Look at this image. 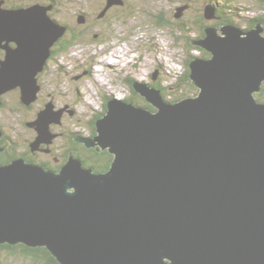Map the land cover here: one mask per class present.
<instances>
[{"label": "water", "instance_id": "water-1", "mask_svg": "<svg viewBox=\"0 0 264 264\" xmlns=\"http://www.w3.org/2000/svg\"><path fill=\"white\" fill-rule=\"evenodd\" d=\"M2 4L0 104L16 86L29 104L66 27L48 6ZM215 12L207 6L205 18ZM220 30L191 41L210 53L190 62L196 95L168 101L134 81L154 110L112 98L97 134L75 138L113 154L107 171L72 153L58 171L23 158L0 164V243L45 246L60 264H264V27ZM51 108L34 122L37 145L61 120Z\"/></svg>", "mask_w": 264, "mask_h": 264}, {"label": "rangeland", "instance_id": "rangeland-1", "mask_svg": "<svg viewBox=\"0 0 264 264\" xmlns=\"http://www.w3.org/2000/svg\"><path fill=\"white\" fill-rule=\"evenodd\" d=\"M59 1V9L53 16L76 24L77 35L74 46L66 52H60L58 63H50L48 72L42 76L44 92L40 101H52L55 111L65 110L66 106L74 110L73 114L63 111L61 122L51 124V129L57 134L53 136L55 139L51 145L58 153L68 149V136L72 137L74 133L86 137L93 135L89 121L100 118L99 115L105 110L107 96L112 94L123 99L133 96L130 79L149 85L158 82L168 101H173L180 94L183 98L196 95L198 87L192 80H181L188 69L189 57L204 55V49L191 41L200 36L205 26L213 25L220 31L224 24L232 23L244 30L250 29L247 27L252 24L248 19H264V0H126L123 5L126 11L122 15L117 10L114 16L111 15L112 18H98L95 25L89 27L88 24L78 23L79 13L96 16L100 9L99 0ZM206 2L218 6H214L217 12H230V16L223 14L213 19L199 17L203 10L201 5ZM180 9L183 12L177 17ZM159 14L166 19L163 26L157 25ZM196 16L200 18L197 21ZM229 18L235 22L228 21ZM180 22L187 27L180 26ZM104 30L107 35H112L110 38H114H108L105 42L104 37L107 35L102 33ZM100 31L102 35L95 42L94 33ZM101 55L109 56L117 64L113 68L104 60L100 64L98 60H101ZM117 56L122 58L121 62L117 61ZM156 68L160 70V77L154 80L152 73ZM101 71L103 74H100ZM108 88L120 92L118 95L106 92ZM140 98H137V102L144 103ZM13 104H16L14 99L7 107ZM9 110L0 111V121L6 126L8 134L17 141L18 150L22 151L26 138L37 134L26 124L27 120L36 118L34 110H29L28 114L18 110L11 112V115ZM3 257L4 261L7 260L6 264H45L41 259L23 255L20 251L16 254L4 252Z\"/></svg>", "mask_w": 264, "mask_h": 264}, {"label": "flooded vegetation", "instance_id": "flooded-vegetation-1", "mask_svg": "<svg viewBox=\"0 0 264 264\" xmlns=\"http://www.w3.org/2000/svg\"><path fill=\"white\" fill-rule=\"evenodd\" d=\"M76 1L79 2L80 0H76ZM122 1H123L122 4L114 3L113 5L108 7V0H99L98 3H99L100 9L96 13L97 15L96 16L95 15L89 16V15L84 14L83 11H81L83 13H79L78 23H83V25L88 24L89 27H92L93 25H95L98 18H101L103 20H106L109 17L112 18L111 15H113L114 12H117V10H118V12H120L119 15H122L126 11L125 6H123V5H125L126 0H122ZM0 2L3 3L2 6L5 8H21V7L32 6L35 4H42V5L48 6L50 8L48 9L47 13L53 19V21L58 23L59 25L66 27V31H65L64 35L61 36L52 45L51 53L48 56V58L46 59L43 68L40 71H38L36 74L37 89L35 91L34 98L32 99V101L29 104H27L24 101V95H23L22 87L16 86V87L8 90L4 94H2V96H1L2 102L0 104V111H6V109H8V110L10 109L9 115H11V112L14 113L15 111H18V110L23 111L26 114H28L29 110H32V111L34 110V115L36 118L31 119V120H27L26 124H27V126L32 128L33 131L34 130L37 131L36 135L33 134L29 139L26 138L23 150L19 151L18 147H17V141H15V139L12 138L10 134H8V132L6 130V126L0 121V164L11 163L13 160L23 158L27 162H31L34 164H41L47 168L58 171L68 161L71 153L74 156L79 157L80 159L83 160L82 155L76 154L77 151L74 149L76 144H83V143L78 142V140H77V142H74V140H75L74 138L78 139V138H83L86 136H84L83 134H77V133H74L72 135V137L68 136V139H67L68 144H69L68 149H65L64 151H61L58 153L57 151H55L52 148V145H51L52 143H54V139L57 135L51 129V126H52L51 124H53V123L50 124L49 130L53 134V136H55V137L53 138V136H52L51 139L47 138L48 141H46V142L43 141L39 145H37V144H35V142L38 140L39 131L37 130V124H34V122L40 117V113L42 111L46 110L49 106L52 107L51 108L52 110H55L54 109V103L52 101H49V102L44 101L42 103L40 102L41 99L43 98V92H44V83L42 82L43 81L42 76H44L48 72L49 65L52 62V60H53V62L58 63V55L60 54V52L68 51L69 48L62 51L61 46L65 43L69 42L70 40H72V38L75 41L76 35H77V26H76V24H72V23L68 22L66 19H61V18L57 19L55 16H53V14H55L56 11L59 9L57 6L58 3L60 2L59 0H0ZM209 2H206L207 4L205 3V4L201 5V8H203V10H202V13L199 14V17L205 18V8L207 6H212L211 5L212 3H209ZM214 6H215V8H218L216 5H214ZM130 10L132 11V9H129L128 11H130ZM218 12H219V10H218ZM218 12L216 9L215 18H218L219 16H221ZM170 15H172V14H170ZM115 16H118V15H115ZM199 17L196 16V21H197V19H200ZM157 25H158V23H157ZM182 25H184V24L181 23V26ZM209 26H213V25H209ZM206 27L207 26H205V28ZM205 28H204V30L202 29L200 36H197L194 40L201 39L202 37L205 36ZM102 33L106 34V31L104 30ZM102 33H101V31L94 33L95 42L97 41V39H99L101 37ZM110 36H112V35L105 36L104 41L106 40L105 42H107V39L110 38ZM113 38H114V36H113ZM113 38H110V39H113ZM4 43H6V41H3V44ZM74 44H75V42L70 47L74 46ZM8 45L11 48H15L17 44L15 41H10L8 43ZM112 45H114V44H112ZM202 49H204V48H202ZM6 53H7V50L0 46V61L5 59ZM203 54L207 55V54H209V52L206 50V51H204ZM112 55L115 56L114 53ZM117 59H122V58L117 56ZM0 65H1V63H0ZM155 73H157L156 79L158 77H160L159 76L160 70L158 68H156V71L152 73V78H153V75ZM156 79H154V80H156ZM133 80L134 79H130L129 83L132 82ZM150 85L155 87V88L160 87L158 82H155V84L151 83ZM105 91L111 92V93L117 94V95L120 92L119 90H114L113 88L105 89ZM133 95L136 96L135 93H133ZM113 97L118 98L112 94H110L109 96L106 97V102H105L104 108H106L109 99L113 98ZM137 98L138 97H136V99L133 96L131 97V99L133 101H137L138 100ZM13 99L17 105L13 104V105H10V107H7V104L13 102ZM37 102H39V103H37ZM65 110L69 111L70 114L74 113V110L68 109L67 106L65 107ZM65 110L64 109L60 110L61 115H64L63 111H65ZM61 118H62V116H61ZM92 119H90V120H92ZM60 122H61V120H60ZM85 166H88V165L85 164ZM88 167H92V166L89 165ZM92 168H94V167H92Z\"/></svg>", "mask_w": 264, "mask_h": 264}, {"label": "trees", "instance_id": "trees-1", "mask_svg": "<svg viewBox=\"0 0 264 264\" xmlns=\"http://www.w3.org/2000/svg\"><path fill=\"white\" fill-rule=\"evenodd\" d=\"M223 6H225V5L223 4ZM220 7H222V5ZM218 13L221 16L223 14L226 15V16H230V14H231L230 12H227V11L226 12L225 11L223 12L221 10H219ZM236 15H239V14H236ZM157 17H158V20H157L158 25L163 26L164 23L166 22L165 21L166 19L162 16V14H159V16H157ZM248 20H250L252 22V24L249 27H247V28H252V27H254L259 22H261L264 25V19L262 17H258V18H254V19L252 18V19H248ZM228 21L235 22V21H232L230 18L228 19ZM180 26H181V22H180ZM184 26H186V25H184ZM74 42L75 41L72 39L69 42L63 44L61 46V50L63 51V50H66V49L70 48V46ZM200 48H202V47H200ZM203 56L204 57H209L210 56V53L207 54V55H203ZM195 57L196 56H193V57L190 56V59L187 62L188 69H187L186 74L184 75L183 79H181V80H185L186 82H189L191 80L190 79V73H191L190 62L192 61L191 59L192 58H195ZM134 81L135 80H133L132 82H130V85L132 86L133 93H135V95H136V96L133 95V97L136 99V97H139L140 98L141 95L135 90V88L133 86ZM157 89H160L161 92H162V94H163V91H162L161 87H158ZM141 97L142 98H140V99H142L144 103H142L141 101H140L141 104L138 103L137 101H135V102L138 105L145 106V107H148V108L150 107L151 109H153V107H151V105L147 102V100L143 96H141ZM184 97H187V95L184 96ZM256 97L260 101H264V84H263L262 90L260 92L256 93ZM182 98L183 97L180 94V96L174 97V100L173 101H177V100H180ZM125 100H127V101H133L131 99V97L130 98H125ZM107 108L108 107L106 106V108L104 110V113L107 111ZM99 116L101 117V115H99ZM93 119L90 120L89 123H90V125L93 128L92 134H93V136H95L97 134V130H96L97 129L96 128V121L97 120H95V119L93 120ZM74 149L77 151L76 154L82 155L84 164H86L88 166L90 165V166L94 167L97 171H107L110 168V166L112 165L113 154H111L107 150H97L96 147H93V148L90 147L89 148L85 144H76V146H75ZM19 251L23 255L32 256V257H35V258H39L45 264H60L58 262V260L51 254V252L45 246L29 247V246L24 245L22 243H19V244H16V245H11L9 243H0V264H6L7 263L6 262L7 260L4 261L5 260L4 257H3V253L4 252L10 253V254H16Z\"/></svg>", "mask_w": 264, "mask_h": 264}, {"label": "bare ground", "instance_id": "bare-ground-1", "mask_svg": "<svg viewBox=\"0 0 264 264\" xmlns=\"http://www.w3.org/2000/svg\"><path fill=\"white\" fill-rule=\"evenodd\" d=\"M182 12H183V11L180 9L179 14H181ZM219 33H220V34H223L221 30L219 31ZM111 49H112V48H111ZM111 49H110V50H111ZM107 52H108V51H107ZM107 52H106V53H107ZM106 53H105L104 55H106ZM113 53H114V52H113ZM113 53H112V54H113ZM97 54L99 55V54H100V51H98ZM104 55H101V56H100V57H101V60L99 59L98 62H100V64H101L102 60H104V62H106L107 65L110 66V68H113V67L117 64V62H115V61H111V60L109 59V56L104 57ZM77 58H78V57H77ZM77 58H76V59H77ZM106 58H107V59H106ZM116 58H117V57H116ZM120 60H121V59H118L117 61H120ZM161 60H162V59H161ZM52 62H53V60H52ZM52 62H51V63H52ZM120 62H121V61H120ZM52 64H53V63H52ZM52 64H51V65H52ZM135 65H136V64H135ZM102 72H103V71H101L100 74H103ZM96 74H97V73H96ZM102 86L106 87L105 85H102ZM106 88H107V87H106ZM111 91H112V90H111ZM187 97H188V96H187ZM118 99H121V98H118Z\"/></svg>", "mask_w": 264, "mask_h": 264}]
</instances>
